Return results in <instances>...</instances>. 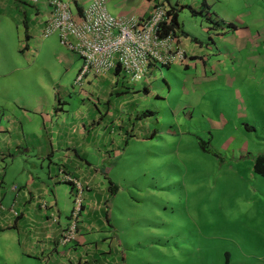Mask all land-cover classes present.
<instances>
[{"label": "crops", "instance_id": "obj_1", "mask_svg": "<svg viewBox=\"0 0 264 264\" xmlns=\"http://www.w3.org/2000/svg\"><path fill=\"white\" fill-rule=\"evenodd\" d=\"M106 1L108 12L120 17H145L157 4L174 6L178 28L169 31L174 32L185 59L165 66L175 65L185 79L181 96L171 109L174 114L185 110L183 117L190 120L194 110L202 107L201 116L212 123L202 130V151L231 167L243 160L252 179L258 176L253 168L256 156L264 153V137L259 132L264 129V0ZM74 4L80 9L77 0ZM13 7L22 11L25 39L30 42L32 30L38 31L48 18L47 2L18 0ZM186 13L194 22L186 21ZM37 17L39 23L31 26L27 19ZM186 25H192V32ZM28 48L22 44L18 51L27 50L22 55L33 63L40 52L31 54L34 50ZM51 55L58 64L59 48ZM63 55L67 67L79 61L76 76L81 59L71 51ZM12 61L0 59V264H125L112 230L111 206L118 188L107 178L111 172L108 155L128 141L125 120L138 115L139 106H133L130 116L129 106L121 105V114L110 117L113 106L109 102H65L61 96L70 92L69 87L77 88L73 83L60 81L59 87L56 79L55 86H49V95L41 93L36 83L19 82L14 87L9 78L21 67ZM98 76L86 75L84 84L109 76L132 88L137 82L115 70ZM140 80L144 81L143 95L148 94L146 80ZM38 82L41 88L44 83ZM125 101L121 103L127 104ZM84 107L92 110H82ZM208 107L213 111L210 116ZM225 108L235 110L226 113ZM154 134L137 139L150 143ZM77 195L81 196V209L76 235L63 241ZM87 233L98 238L88 239Z\"/></svg>", "mask_w": 264, "mask_h": 264}, {"label": "rangeland", "instance_id": "obj_2", "mask_svg": "<svg viewBox=\"0 0 264 264\" xmlns=\"http://www.w3.org/2000/svg\"><path fill=\"white\" fill-rule=\"evenodd\" d=\"M84 1L86 6L87 0ZM0 3V59L8 58L21 67L9 78L14 87L19 82L30 86L36 83L41 93L49 95V86L57 80L59 87L60 81L73 83L79 90L71 86L64 96L59 91L65 102H109L108 106H113L110 117L121 114V105L129 106L130 116L133 106H139L138 115L132 120L122 116V121L127 122L128 141L118 151L112 148L108 155L111 172L107 178L118 188L111 206L112 230L119 243L116 250H120L125 264H264V177L255 175L252 179L243 160L231 167L227 161L202 151V130L212 124L201 116L202 107L194 110L190 120L183 117L185 110L174 114L171 109L181 96L184 73L176 72L175 65H156L144 78L149 89L144 95L142 80L132 88L114 76L104 81L93 79L90 85L84 84L85 77L77 85L75 70L79 61L74 66L65 65L63 52L69 51L58 42V34H39L43 22L38 31L32 30L28 42L21 22L22 11L13 7L18 6V0ZM32 7H28L31 14ZM186 14V21L194 22ZM39 19L27 21L35 26ZM187 25L185 29L192 32V25ZM22 44L33 48L31 54L40 52L35 62L22 55L27 50L18 51ZM56 48L58 64L51 55ZM23 74L26 77L21 79ZM39 79L44 83L41 88ZM124 100L128 103L122 104ZM67 110L71 113L70 107ZM225 110L227 113L235 108ZM207 113H213L210 107ZM247 113L251 118V109ZM154 131L150 143L137 139ZM173 131L178 133L168 134ZM259 132L264 137L262 127ZM251 145L250 140V149ZM86 236L98 238L97 234Z\"/></svg>", "mask_w": 264, "mask_h": 264}, {"label": "built area", "instance_id": "obj_3", "mask_svg": "<svg viewBox=\"0 0 264 264\" xmlns=\"http://www.w3.org/2000/svg\"><path fill=\"white\" fill-rule=\"evenodd\" d=\"M82 1L77 0L79 9L73 0H46L49 15L41 32L45 37L56 32L60 44L81 59L75 84L80 85L86 75L114 70L138 81L158 64L165 66L185 59L174 32H164V24L170 19L166 3L153 6L145 17H120L108 12L106 0H87L86 6ZM74 205L73 220L63 241L76 235L80 195L75 197Z\"/></svg>", "mask_w": 264, "mask_h": 264}, {"label": "trees", "instance_id": "obj_4", "mask_svg": "<svg viewBox=\"0 0 264 264\" xmlns=\"http://www.w3.org/2000/svg\"><path fill=\"white\" fill-rule=\"evenodd\" d=\"M74 2H76V0H73ZM171 13H169L170 15V19L167 23L164 24L165 27V31L164 32H168L170 29H177L178 28V22L176 20V13L174 11V6H172L171 9ZM191 12L193 14H196L193 10H191ZM22 51V49H21ZM118 70H116L117 72ZM150 113V112H148ZM254 171H256L257 174L261 175L264 177V153L263 154H259L258 156H256L255 159V163H254Z\"/></svg>", "mask_w": 264, "mask_h": 264}, {"label": "clouds", "instance_id": "obj_5", "mask_svg": "<svg viewBox=\"0 0 264 264\" xmlns=\"http://www.w3.org/2000/svg\"><path fill=\"white\" fill-rule=\"evenodd\" d=\"M167 5L169 6V8H170V10H171V7H172V6H171V5H169V4H167Z\"/></svg>", "mask_w": 264, "mask_h": 264}]
</instances>
